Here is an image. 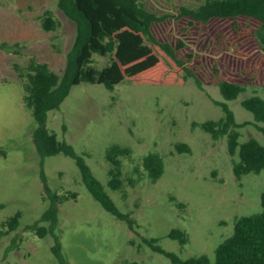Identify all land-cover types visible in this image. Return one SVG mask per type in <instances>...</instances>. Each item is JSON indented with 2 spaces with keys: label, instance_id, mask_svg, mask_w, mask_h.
Segmentation results:
<instances>
[{
  "label": "rangeland",
  "instance_id": "obj_1",
  "mask_svg": "<svg viewBox=\"0 0 264 264\" xmlns=\"http://www.w3.org/2000/svg\"><path fill=\"white\" fill-rule=\"evenodd\" d=\"M141 1L161 15L177 14L182 6L198 7L205 0ZM46 9L61 20L57 31L41 28L37 16ZM1 20H12L19 34L13 41L0 36V43H18L14 50L20 54L0 48V224L17 212L21 217L19 227L0 238V264H60L52 251L54 236L40 237L27 228L51 203L41 179L42 161L47 185L65 199L58 204L55 233L67 264H171L144 242L151 237L160 238L162 248L183 259L206 254L214 261L215 249L233 233L236 219L261 210L264 170L238 179L233 170L238 155L229 153L227 136L215 140L200 124L222 118L215 102H226L237 123H251L239 129L240 141L256 138L264 143L255 125L262 123L241 104L252 95L264 98L263 87L248 85L234 100L223 98L218 81L199 88L192 77L179 86L124 80L111 91L89 82L71 88L60 108L48 113V128L84 158L119 209L130 214L131 229L92 196L73 158L60 153L42 159L33 140L36 122L24 103L14 65L26 67L34 56L62 75L75 22L58 7V0H0ZM206 42L202 40V49ZM110 60L109 55L95 54L93 65L100 69ZM112 144L130 149L122 158L121 190L107 185L106 150ZM179 144L190 150H178ZM150 152L164 160V173L156 183L141 166ZM171 196L184 207L171 202ZM173 228L187 234L186 244L168 236Z\"/></svg>",
  "mask_w": 264,
  "mask_h": 264
},
{
  "label": "trees",
  "instance_id": "obj_2",
  "mask_svg": "<svg viewBox=\"0 0 264 264\" xmlns=\"http://www.w3.org/2000/svg\"><path fill=\"white\" fill-rule=\"evenodd\" d=\"M58 7L76 25L62 75L34 56L26 67L14 65L25 91L24 103L36 122L33 132L36 149L42 159L60 153L73 158L92 196L106 211L134 229L130 214L119 209L84 158L48 128V113L59 109L71 88L81 82L102 84L111 91L124 80L179 86L192 77L199 88L218 81L225 100L236 99L248 85L264 88V0H205L198 7L182 6L177 14L161 15L150 11L141 0H58ZM37 20L46 32L57 31L62 26L50 9L37 16ZM202 40H207L204 49ZM14 46L18 43H0V48L20 54ZM95 54L109 55L110 63L96 68ZM215 103L222 108L224 116L207 120L200 127L215 140L227 136L229 153L238 155V160L233 161L236 177L241 179L245 174L264 170V143L256 138L240 141L239 129L251 123H237L226 102ZM241 104L256 122L262 123L254 124L264 136V98L252 95ZM177 148L190 150L186 144ZM129 155L130 149L119 144H112L106 150L110 164L107 185L112 190L122 189V158ZM141 166L152 183L164 173V160L157 152L146 154ZM41 167V179L51 203L41 218L27 228L40 237L51 233L55 238L53 253L60 264H67L55 233L58 204L65 199L47 185L43 161ZM170 201L184 207L173 196ZM20 217L21 213L17 212L0 224V238L19 227ZM168 236L181 244L188 242L187 234L178 228H173ZM143 240L153 251L169 258L171 264H264V192L261 210L236 219L233 233L215 249L214 261L206 254L183 259L162 248L158 237Z\"/></svg>",
  "mask_w": 264,
  "mask_h": 264
},
{
  "label": "crops",
  "instance_id": "obj_3",
  "mask_svg": "<svg viewBox=\"0 0 264 264\" xmlns=\"http://www.w3.org/2000/svg\"><path fill=\"white\" fill-rule=\"evenodd\" d=\"M13 26L14 24L12 20H7L6 23H4V20H1L0 21V36H3L4 39H7L9 41L10 40L13 41L14 39H11V37H16L19 34L17 32V29H13Z\"/></svg>",
  "mask_w": 264,
  "mask_h": 264
}]
</instances>
